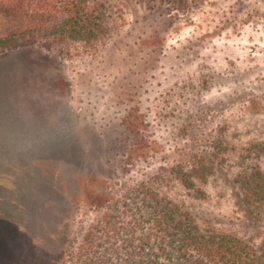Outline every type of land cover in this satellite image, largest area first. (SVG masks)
Masks as SVG:
<instances>
[{"label": "rangeland", "instance_id": "1", "mask_svg": "<svg viewBox=\"0 0 264 264\" xmlns=\"http://www.w3.org/2000/svg\"><path fill=\"white\" fill-rule=\"evenodd\" d=\"M92 5L99 40L0 57V264H55L108 196L154 181L261 247L242 178L264 171V0ZM195 157L214 169L202 197L171 176Z\"/></svg>", "mask_w": 264, "mask_h": 264}, {"label": "trees", "instance_id": "2", "mask_svg": "<svg viewBox=\"0 0 264 264\" xmlns=\"http://www.w3.org/2000/svg\"><path fill=\"white\" fill-rule=\"evenodd\" d=\"M92 1L0 0V57L99 40L106 32L104 12ZM194 159L191 169L175 168L171 176L202 197L197 181H205L214 169L207 159ZM242 199L250 216L263 221L264 171L242 178ZM101 211L81 241L55 264H264V242L257 247L202 228L192 214L163 195L155 181L108 196Z\"/></svg>", "mask_w": 264, "mask_h": 264}]
</instances>
